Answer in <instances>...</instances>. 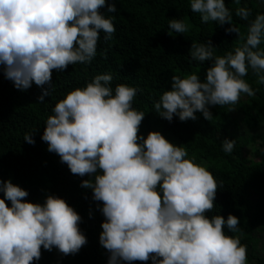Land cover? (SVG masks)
<instances>
[{"label":"clouds","instance_id":"obj_1","mask_svg":"<svg viewBox=\"0 0 264 264\" xmlns=\"http://www.w3.org/2000/svg\"><path fill=\"white\" fill-rule=\"evenodd\" d=\"M116 2L0 0V71L18 90L34 83L43 102L53 71L90 64L100 34L105 42L112 39V19L100 10L114 13ZM190 9L203 23H227L225 32L236 33L242 43L223 56L214 54L210 41L191 43L192 61L212 63L203 80L195 73L172 75L171 89L153 100L154 112L169 122L174 116L195 120L197 112L210 121V106L235 110L242 95H255L244 79L249 71L264 84V14L241 34L225 0H190ZM235 15L249 21L251 12L238 7ZM188 31L183 20H169V35ZM112 80L110 73L97 74L83 88L68 91L51 109L41 135L73 175L90 177L81 187L92 190L105 218L99 243L109 253L108 264H247L246 246L224 231L242 235L239 219L206 215L221 187L211 172L159 131L140 135L145 112L132 103L141 90L123 83L113 89ZM33 131L24 134L29 144L35 143ZM234 147V140L223 139V152L231 154ZM0 192V264H32L41 258V248L75 254L87 243L80 215L65 200L48 195L43 204L28 202L27 191L10 180L0 181Z\"/></svg>","mask_w":264,"mask_h":264},{"label":"trees","instance_id":"obj_2","mask_svg":"<svg viewBox=\"0 0 264 264\" xmlns=\"http://www.w3.org/2000/svg\"><path fill=\"white\" fill-rule=\"evenodd\" d=\"M225 4L241 34H246L247 24L257 14H264V0H240L239 4L225 0ZM116 7L114 13L106 8L100 10L112 19L116 29L112 39L105 42L100 34L97 53L90 64L53 71L52 87L43 102L38 100L41 89L34 83L27 90H18L0 71V181L10 180L26 190L28 196L24 199L28 202L43 204L48 195L65 200L80 215L78 227L87 240L77 253L70 255H63L56 248H41V258L32 264H108L109 253L99 243L105 218L98 210V202L92 199V190L81 187V181L90 177L73 175L41 140L55 103L68 91L83 88L95 75L103 73L112 74L113 89L123 83L141 90L132 103L133 108L145 112L140 135L159 131L171 143L185 148L186 158L211 172L221 187L216 191L214 209L206 215L225 219L229 214L236 216L243 234L232 233L226 227L225 233L238 236L246 246L247 264H264V84H257L249 71L244 79L256 90L255 95H242L233 111H228V106H210V121L197 112L195 120L181 122L174 116L169 122L152 106L164 90L171 89L172 75L183 78L195 73L204 79L212 62L192 61V42L210 41L215 46L214 54L223 56L242 41L236 33L225 32L227 23H203L200 14L191 11L190 0H117ZM238 7L250 10L249 21L235 15ZM171 19L183 20L189 31L169 35ZM260 47L264 49V43ZM31 131L34 144L24 140V134ZM225 138L235 141L231 154L222 151ZM247 148H252L254 157L247 155ZM5 202L10 206V201Z\"/></svg>","mask_w":264,"mask_h":264},{"label":"rangeland","instance_id":"obj_3","mask_svg":"<svg viewBox=\"0 0 264 264\" xmlns=\"http://www.w3.org/2000/svg\"><path fill=\"white\" fill-rule=\"evenodd\" d=\"M246 153H247L248 156L254 157L252 148H247ZM262 241L263 240H260V243H259L260 247L262 246Z\"/></svg>","mask_w":264,"mask_h":264}]
</instances>
